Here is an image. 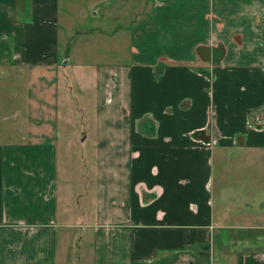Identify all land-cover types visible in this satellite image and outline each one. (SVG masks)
Returning <instances> with one entry per match:
<instances>
[{"label":"crops","instance_id":"obj_1","mask_svg":"<svg viewBox=\"0 0 264 264\" xmlns=\"http://www.w3.org/2000/svg\"><path fill=\"white\" fill-rule=\"evenodd\" d=\"M75 1L0 0V78L26 82L28 115L0 140V264H58L73 227L90 230L91 264H264V0H151L123 58L95 61L113 30L89 44L74 65L82 110L90 67L91 210L59 164L58 101L73 96L59 84L72 52L61 26Z\"/></svg>","mask_w":264,"mask_h":264},{"label":"rangeland","instance_id":"obj_2","mask_svg":"<svg viewBox=\"0 0 264 264\" xmlns=\"http://www.w3.org/2000/svg\"><path fill=\"white\" fill-rule=\"evenodd\" d=\"M89 0H76L72 3V12L67 14L66 21L62 24V46H65L68 54L71 52L70 59L67 61L70 65L68 75L67 71L62 73L60 77V87L63 91V81L69 83L72 86V94L67 104L60 102L57 110L58 116V129L60 134L59 144V164L60 166L70 168L71 172L68 176L72 179L70 183L75 187L74 191H78L76 194L81 193L78 196L82 200L84 209L87 207L91 210L92 206V191L94 189V177L92 163V146H93V129H92V117L91 115V94L90 85V67L84 70L88 72L83 75L82 83L86 86V95L82 96L87 100L86 110L80 106L78 100L81 99L77 93V84L80 77V66L74 65L77 63H85L91 60V42L94 39H106L107 32H114V35L110 36V41L116 42L115 45L111 44L106 49L107 45H103L94 49V54H99L102 58L95 60L96 63H105L107 61L106 53L109 54V59L114 57L117 59L123 58L126 49L128 48L127 37L129 28L140 21L144 16L150 13L151 0H115L112 4H107L104 0L94 7H89ZM83 7V10H80ZM64 11V9H62ZM97 40V41H99ZM76 48L84 51V59L80 55H76L74 52ZM111 48V51L109 49ZM84 49V50H83ZM97 50H99L97 52ZM125 50V52H124ZM85 53H89L88 56ZM104 57V58H103ZM88 58V59H87ZM26 82L21 81L18 84L20 90L17 92L11 88V84L8 79L0 78V140L5 136L19 137L21 131H24V126L27 122V105L24 101V93L22 92ZM68 91V89H67ZM69 94V91H68ZM70 95V94H69ZM90 96V97H89ZM20 110V111H19ZM17 111L20 114L16 117L13 116ZM47 112L44 113L46 115ZM86 135L85 139L83 137ZM92 158V159H91ZM214 164V163H213ZM230 172L235 175L234 180L247 178L248 173L245 169L232 168ZM89 176V179L84 178ZM219 178V167L217 163L213 165V178L212 181H216ZM87 188V189H85ZM263 188H252L251 195L256 194L254 198L258 199V205H254L252 212L257 214L262 210L260 203L262 201ZM259 194V196H258ZM76 202H80L79 199H75ZM221 202L219 198L215 197L214 210L217 216H222L223 211L221 209ZM94 206V204H93ZM91 214V211H90ZM81 219L83 218L80 215ZM263 222V221H259ZM72 234H67L68 239L65 243L62 238L59 239L58 244V264H91V238L90 230L87 228L86 233L81 232L80 227L71 228Z\"/></svg>","mask_w":264,"mask_h":264}]
</instances>
